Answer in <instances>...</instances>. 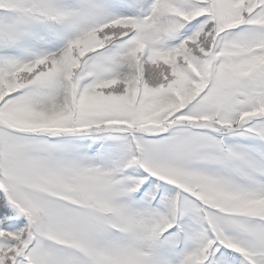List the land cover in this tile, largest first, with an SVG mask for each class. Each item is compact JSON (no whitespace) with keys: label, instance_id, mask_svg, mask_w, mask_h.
I'll list each match as a JSON object with an SVG mask.
<instances>
[{"label":"snow or ice","instance_id":"1","mask_svg":"<svg viewBox=\"0 0 264 264\" xmlns=\"http://www.w3.org/2000/svg\"><path fill=\"white\" fill-rule=\"evenodd\" d=\"M0 264H264V0H0Z\"/></svg>","mask_w":264,"mask_h":264}]
</instances>
